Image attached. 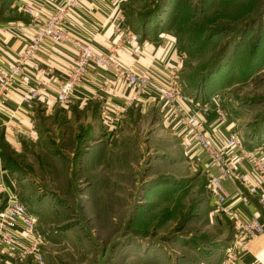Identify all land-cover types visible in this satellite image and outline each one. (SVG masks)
Returning a JSON list of instances; mask_svg holds the SVG:
<instances>
[{
  "label": "rangeland",
  "instance_id": "1",
  "mask_svg": "<svg viewBox=\"0 0 264 264\" xmlns=\"http://www.w3.org/2000/svg\"><path fill=\"white\" fill-rule=\"evenodd\" d=\"M27 4L0 0V26H25ZM127 8L130 28H123L137 33L139 44L173 42L190 111L212 106L203 128L214 112L215 130L234 123L246 150L264 159V0H128ZM153 102L112 117L102 114L103 104H92L68 126L49 120L43 143L26 154L9 152L0 138L8 168L25 183L20 202L37 218L43 264L224 260L235 229L210 207L207 186L217 168L191 140L186 147L187 130L168 107L161 112L162 97ZM217 107L227 123H219ZM222 152L227 159L229 152L239 155Z\"/></svg>",
  "mask_w": 264,
  "mask_h": 264
},
{
  "label": "built area",
  "instance_id": "2",
  "mask_svg": "<svg viewBox=\"0 0 264 264\" xmlns=\"http://www.w3.org/2000/svg\"><path fill=\"white\" fill-rule=\"evenodd\" d=\"M85 0H68L65 6L60 7L56 13L43 24L40 22L35 8L23 5L24 12L33 19L34 24L39 25L38 32L29 41L24 51L16 58L8 68L0 66V115L2 103L10 94L17 97L19 110L31 111L39 102L50 101L48 92L50 70L42 66L37 55L46 41L55 44H68L76 50V58L66 78L59 84V91L51 101L54 105L65 108L71 104L75 97L78 85L88 74L91 67L99 68L110 73L114 81L128 88L126 106L105 102L100 111L103 115L123 113L127 108L140 103L144 95L153 86L152 79L145 73L135 72L119 62L113 50L108 52H96L89 44L74 38L62 24L63 16L69 9L77 8ZM114 5L117 0H113ZM116 29L119 38L118 45L121 50L139 44L140 36L135 32L127 31L123 26ZM132 54L140 58L141 50L134 49ZM179 59L176 69L169 74L160 92L165 107L171 110L174 119H178L187 130L184 144L189 148L186 139L191 140L199 149L206 152L217 168V175L211 176L208 181V197L212 211L220 216H225L234 224L235 234L231 243L225 249V257L221 264H234L238 259L249 252L250 244L259 237L264 236V224L256 218H244L233 206V197L226 188L227 182H233L250 197L257 199L264 209V159L258 153L251 154L244 147L236 132H231L224 148L214 146L203 128V122L210 113L209 105L195 104L196 111H190L193 103L181 88L179 80ZM33 82V85L29 83ZM29 86L20 90L19 86ZM216 113L220 124L228 122L227 113L217 107ZM112 117V116H111ZM1 128V125H0ZM18 136L30 138L27 131H18ZM223 150H237L239 155L233 159H227ZM262 149L258 150L261 151ZM251 165V172L245 169V163ZM3 163L0 157V172ZM244 193L240 199L245 201ZM21 225L27 241L23 243L15 237L14 232ZM41 237L37 233V218L30 213L16 195L8 196L4 209L0 212V253L7 254L11 258L21 262L32 259L35 264H43Z\"/></svg>",
  "mask_w": 264,
  "mask_h": 264
},
{
  "label": "crops",
  "instance_id": "3",
  "mask_svg": "<svg viewBox=\"0 0 264 264\" xmlns=\"http://www.w3.org/2000/svg\"><path fill=\"white\" fill-rule=\"evenodd\" d=\"M16 1L17 5L19 3L32 5L42 24L68 2V0ZM127 3L128 0H117L116 5H114L113 0H85L77 8L69 9L64 14L62 24L71 36L89 44L96 52L104 53L113 50L119 62L125 67L135 72L147 74L152 79L153 86L140 101L139 105L145 107V105H151L154 103L153 101H157L167 77L176 69L179 57L173 42L170 40L159 44L157 42L141 41L140 46L133 44L124 50L119 48L116 29L119 25L127 27L129 17ZM26 21L25 26L16 28L0 26V66L4 68L11 66L38 32L39 25L34 24L30 16L26 18ZM134 49L141 50L142 56L140 58L132 54ZM75 58L76 50L71 45L55 44L50 41H46L42 45L37 60L42 66L50 70L48 87L50 101L39 102L31 111H24L18 109L15 94L12 93L5 98L0 115V138L6 143L9 152L18 155L26 154L28 147L31 148V146L43 143L47 134L44 129L47 128L46 123L47 121L50 122L49 120L57 118L68 126L72 125V122L75 121L74 118L78 119L81 116L83 117L85 113L89 114L91 112L90 108L93 107L92 104L111 102L125 105L128 88L123 84L116 83L111 74L94 66L90 68L88 74L78 85L71 104L65 108L54 105L51 101L59 91L60 82L68 76ZM178 75H180V72ZM29 84L33 85V82ZM29 86L21 85L19 88L22 90ZM133 107H136V105ZM216 121L217 117L213 112L204 128L215 146L223 149V138L227 137L230 132H235V124L230 122V124L223 125L225 127L215 130L213 125ZM20 130L27 131L30 134L29 141L31 145L22 142L25 140L16 138L15 133ZM2 148L0 144V157L3 163L0 172V208L4 202H7L8 196H18L17 193L25 191V183L20 180V176L8 168L7 163L11 160L5 156L6 154L4 155L5 152ZM253 151L257 152L258 150L254 149ZM227 155L232 159L237 156L236 152H229ZM245 169L250 173L252 168L245 164ZM212 173L217 175V170L214 167ZM225 188L232 194L233 206L244 218H256L264 224L263 208L255 198L249 197V200L247 198L245 201L241 200V189L233 182H227ZM21 228V225H19L14 234L18 240L25 243L27 240L21 232ZM3 258L5 257H0L1 260ZM5 259L7 261V258ZM222 260L223 258L219 260L218 264H221ZM6 263L11 264L9 261ZM15 264L19 263L16 262ZM234 264H264V236L254 240L250 244L249 252L242 255Z\"/></svg>",
  "mask_w": 264,
  "mask_h": 264
}]
</instances>
